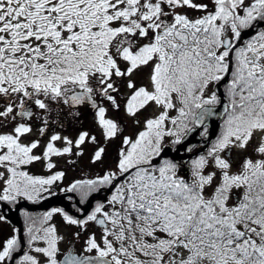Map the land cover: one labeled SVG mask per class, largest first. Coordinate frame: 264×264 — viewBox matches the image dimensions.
Wrapping results in <instances>:
<instances>
[{
	"label": "snow or ice",
	"instance_id": "snow-or-ice-1",
	"mask_svg": "<svg viewBox=\"0 0 264 264\" xmlns=\"http://www.w3.org/2000/svg\"><path fill=\"white\" fill-rule=\"evenodd\" d=\"M144 68L148 82L138 86ZM121 87L136 125L152 109L134 137L121 136L97 100L119 111ZM85 105L106 140L121 139L118 161L66 191L80 204L107 195L80 215L53 209L40 227L25 212L27 250L14 231L0 240V264H264V0H0V206L35 203L65 175L35 176L28 166L43 161L51 172L53 157L98 143L88 132L25 142ZM212 123L215 139L181 174L162 155L166 140L180 145L199 129L207 142ZM249 149L234 164L233 152ZM104 156L99 147L92 161ZM56 214L77 229L66 251L49 223Z\"/></svg>",
	"mask_w": 264,
	"mask_h": 264
},
{
	"label": "rangeland",
	"instance_id": "rangeland-1",
	"mask_svg": "<svg viewBox=\"0 0 264 264\" xmlns=\"http://www.w3.org/2000/svg\"><path fill=\"white\" fill-rule=\"evenodd\" d=\"M188 14L192 16L198 15V13H196L195 11H189ZM149 72L150 68H144L134 74L133 79L135 80L138 86L144 85L148 82ZM129 94V90H127L125 87H121V91L118 95V100L121 105L119 111L113 109L109 102L101 100L99 97H97V100L100 106L108 109L107 118L113 119L120 124L121 128L123 129L121 136L130 135L134 137L136 133H138V131L143 130V119L151 115L152 109L150 108L148 111L144 112L141 116V124L136 125L134 123V118L129 117L123 108L126 97ZM71 111L79 112L80 115L78 117H73L70 113L66 111L63 119V127L51 128L48 135L44 137H40L38 133L34 131L32 135L28 136L25 139V142L32 139H40L41 145L43 146L47 142L48 136L55 132H58L62 137L67 136L73 141H75L80 133L88 132L90 136H95L97 138L98 143L92 144L86 141L85 145L82 146L81 149L83 151L82 156L72 155L63 157H53L52 162L56 164V168L52 169L51 172L44 166L43 161L34 163L28 166V168L26 169L30 172V174L47 178L48 176L58 171H65L66 174H68V179L73 181L82 177L94 176L97 169L106 168L109 171L115 170L118 161V150L121 147V139L116 138L111 141H108L104 138L103 131L97 122V110H93L91 106H89L88 110H83L81 107H78L72 109ZM32 124L34 130L40 127L39 120H33ZM170 140L171 138L166 140V145L171 144ZM57 146H62L61 142H57ZM99 147L105 148V156L102 161L93 162L92 158L94 156V152ZM75 151L77 150L74 149V152ZM250 153L251 149H249L248 153L234 151L232 154L234 164H239L243 157ZM36 154H39V150H37ZM60 184L61 181H57L51 186L49 191L42 192L40 197H48L55 194V192H57L58 188L60 187ZM49 223L56 225L59 229L60 234L65 237V240L61 245V249L62 251H66L69 248V242L73 239V233H75L77 229L74 226H67L59 214L54 215ZM37 224L38 225H36V227L41 226V222ZM29 225L31 224L29 223ZM91 231H94V227L92 226L89 227V232ZM11 235V230L4 224L2 220H0V240H5ZM87 235L88 233H82L81 239L75 241L77 249L81 247L83 241L87 238Z\"/></svg>",
	"mask_w": 264,
	"mask_h": 264
},
{
	"label": "water",
	"instance_id": "water-1",
	"mask_svg": "<svg viewBox=\"0 0 264 264\" xmlns=\"http://www.w3.org/2000/svg\"><path fill=\"white\" fill-rule=\"evenodd\" d=\"M244 38L245 39L248 38V33L245 34ZM92 109L95 110L94 108ZM209 130L211 133L209 137V141L206 142L204 137L198 134L200 130L197 129L187 137L184 143L177 145L176 147H173L170 144L167 145L164 149V153L162 154L163 157L168 159H175L178 162L183 160L184 163H187L189 160L194 159L197 155L205 153L207 148L210 146V141L214 140L216 134H218L219 125L217 123H212L210 124ZM189 147H191V151L187 150V148ZM195 148H200V150L195 153H192V151ZM73 196L74 195L72 192H67L61 195H55L49 197L43 200L42 202H40L39 204H31L22 201L14 208H8L6 204H4L1 206L0 212L6 217L4 221L7 222L12 228L17 229L25 245L24 234H23V222L20 215L21 210L25 209L28 212L35 214L34 215L35 218H41L47 212L57 208L62 209L67 213H71L72 215H78L72 212L71 203L69 201V198ZM95 197L96 196H92L87 202V204L82 207L87 211H90L91 210L90 205H94ZM25 250H26V245H25Z\"/></svg>",
	"mask_w": 264,
	"mask_h": 264
},
{
	"label": "flooded vegetation",
	"instance_id": "flooded-vegetation-1",
	"mask_svg": "<svg viewBox=\"0 0 264 264\" xmlns=\"http://www.w3.org/2000/svg\"><path fill=\"white\" fill-rule=\"evenodd\" d=\"M89 106L90 105H85V106H81V108L83 109V110H88L89 109ZM167 145H169V144H167ZM171 145V144H170ZM173 146V145H172ZM173 147H176V146H173ZM200 150V148H195L193 151H192V153H195V152H197V151H199ZM191 160H189L188 162H190ZM187 162V163H188ZM182 166L184 165V164H187V163H184V161L183 160H181L180 162H179ZM99 171V172H98ZM109 170H107L106 168H101V169H97L96 170V173H95V175L94 176H91V177H82V178H79V179H76V180H70V179H68L69 177H67L68 176V174H66V172L65 171H63L64 172V176H66V177H64L62 180H61V184L59 185L60 187L58 188V190H57V192H55V194H53V195H51V196H46V197H40V198H38L37 199V201L35 202V203H33V202H31V201H27V200H23V199H21V201H20V203L22 202V201H25V202H28V203H31V204H39L40 202H42L43 200H45V199H47V198H49V197H52V196H55V195H61V194H64V193H67L68 191H66V189H68L70 186H71V184L72 183H74V182H76V181H80V180H89V179H95V178H97L98 176H102L103 174H105L106 172H108ZM73 193V197H71V198H69V201H70V203H71V208H72V212L73 213H75V214H78V215H80L78 212H77V208L78 207H82V206H85L86 204H87V202H85V203H83V204H80V200H81V196H80V194L78 193V192H72ZM106 195V192H100V193H94L92 196H96L95 197V201H97V200H103L104 199V196ZM91 196V197H92ZM91 197H89L88 198V201H89V199L91 198ZM95 201H94V203H95ZM18 205V204H17ZM17 205H7L6 204V206L8 207V208H14L15 206H17ZM0 209H1V206H0ZM52 211V210H51ZM25 212H27L29 215H31L32 217H34V215L35 214H33V213H30V212H28L27 210H25V209H23V210H21V212H20V215H21V219H22V222H23V234H24V240H25V245H26V250H27V241H26V234H27V226H26V223H24V213ZM0 214H1V212H0ZM69 214H71V213H69ZM72 215V214H71ZM3 222H4V224L11 230V232H12V234L14 233V231H17V229H15V228H12L7 222H5L4 220H2ZM94 231H95V228H94Z\"/></svg>",
	"mask_w": 264,
	"mask_h": 264
},
{
	"label": "trees",
	"instance_id": "trees-1",
	"mask_svg": "<svg viewBox=\"0 0 264 264\" xmlns=\"http://www.w3.org/2000/svg\"><path fill=\"white\" fill-rule=\"evenodd\" d=\"M177 146V145H175ZM189 163L188 162L187 164H184L182 167H181V174H185L189 171ZM29 215V214H28ZM31 216V215H29ZM32 217V216H31ZM43 217V216H42ZM35 218V217H33ZM32 224V221H30L26 216H24V223H26V226L27 228L30 226L29 223ZM41 222L40 218H35V226L38 225L37 223ZM27 237V234L25 235Z\"/></svg>",
	"mask_w": 264,
	"mask_h": 264
}]
</instances>
